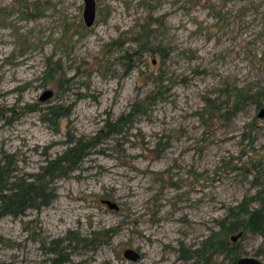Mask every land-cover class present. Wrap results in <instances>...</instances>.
Segmentation results:
<instances>
[{
	"label": "rangeland",
	"instance_id": "obj_1",
	"mask_svg": "<svg viewBox=\"0 0 264 264\" xmlns=\"http://www.w3.org/2000/svg\"><path fill=\"white\" fill-rule=\"evenodd\" d=\"M28 1L42 14L0 0V156L14 154L26 176L61 154L69 137L91 140L100 131V139L54 180L50 206L0 218V264H50L55 240H63L66 264H193L180 249L197 248L228 208L264 188V0H95L89 28L84 0ZM148 9L166 53L121 59L136 49L131 35L150 21ZM48 60L60 67L53 80L44 79ZM234 85L263 93L261 108L250 104L207 125L205 99L221 103ZM159 89L146 112L103 137L106 120ZM51 104L72 105L70 114L55 125L42 121L40 109ZM110 229L107 243L65 240ZM127 249L140 260L124 259ZM237 255L264 263V230L241 237Z\"/></svg>",
	"mask_w": 264,
	"mask_h": 264
},
{
	"label": "trees",
	"instance_id": "obj_2",
	"mask_svg": "<svg viewBox=\"0 0 264 264\" xmlns=\"http://www.w3.org/2000/svg\"><path fill=\"white\" fill-rule=\"evenodd\" d=\"M18 6L21 14H26L28 11H36L35 15L42 14V7H38L37 2L28 0H19ZM152 7V6H150ZM0 8V16L5 15ZM147 18L150 21H145L140 24L138 29L131 35L132 41L136 44V49L132 52H125L121 55V59H130L133 55L151 52L153 54L166 53L164 48L156 45V29L158 20L152 18V10ZM32 15V16H35ZM156 27V28H155ZM117 47L122 44L121 39L113 42ZM113 44H108L106 47L111 49ZM59 64L48 60L44 71L45 80H53L56 73H59ZM160 88V86H159ZM162 94V90L151 91L144 98L134 101L130 105L128 113L120 115L115 121L106 120L104 124L103 137L114 134H120L122 127L133 116L144 113ZM225 99L221 103L206 98L205 107L200 113V117L207 125H212L222 119L232 118L238 111L246 108L250 104L261 108V97L263 93L253 91L247 87L231 86L224 90ZM31 107H36L33 105ZM72 105L63 107L60 104L48 105L41 114V120L57 124L61 118H66L70 114ZM38 109V108H36ZM14 114V113H13ZM100 139V131L97 136L91 140L82 137H69L66 141V148L61 154L47 160L46 164L40 167L39 171L26 176L18 174L17 158L14 154L3 153L0 156V218L11 216L19 218L28 210L39 212L41 209L50 206L55 199V192L51 185L54 180L67 176L74 171L79 163L87 154V149L97 144ZM255 165V164H254ZM251 205L254 207L252 208ZM264 230V188L260 189L250 199L243 200L236 207L228 208L226 214L217 221L216 229L201 241L200 245L194 249H180V258L184 261H192L193 264H213V260L223 256L224 261L219 264H235L240 257L237 255L238 241L246 233H254L262 235ZM113 230H106L100 233H93L92 238L77 239L69 233L65 240L70 241L80 246H93L102 244L97 241L99 236L103 237V242L107 243L113 234ZM233 241V237H237ZM63 240L52 241L47 252L52 256L50 264H66L68 255L64 253L61 247Z\"/></svg>",
	"mask_w": 264,
	"mask_h": 264
},
{
	"label": "water",
	"instance_id": "obj_3",
	"mask_svg": "<svg viewBox=\"0 0 264 264\" xmlns=\"http://www.w3.org/2000/svg\"><path fill=\"white\" fill-rule=\"evenodd\" d=\"M96 11H97V8H96V1L95 0H84L82 17H83L84 25L86 28L92 27L93 24L95 23L96 14H97ZM52 94H53L52 90H50V89L45 90L39 96V100L41 102L46 101L47 99H49L52 96ZM258 115H259V117L264 116V107L260 109ZM102 203L105 204L108 207V209H110V210H117L118 209L117 205H115L114 203H111L109 201H104ZM240 236L241 235L239 234L237 237H233L232 240L235 241ZM123 257H124V259L129 260L131 262H136V261L140 260V254L137 251H135L134 249L125 250L123 253ZM235 264H264V263L260 262L258 259L253 258V257H240L239 259H237Z\"/></svg>",
	"mask_w": 264,
	"mask_h": 264
}]
</instances>
